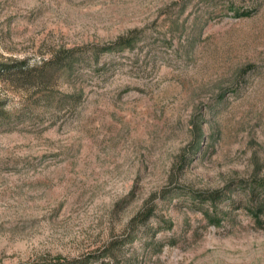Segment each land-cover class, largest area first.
<instances>
[{
    "label": "rangeland",
    "instance_id": "obj_1",
    "mask_svg": "<svg viewBox=\"0 0 264 264\" xmlns=\"http://www.w3.org/2000/svg\"><path fill=\"white\" fill-rule=\"evenodd\" d=\"M60 50L0 76V264H264V0H0V65Z\"/></svg>",
    "mask_w": 264,
    "mask_h": 264
},
{
    "label": "trees",
    "instance_id": "obj_2",
    "mask_svg": "<svg viewBox=\"0 0 264 264\" xmlns=\"http://www.w3.org/2000/svg\"><path fill=\"white\" fill-rule=\"evenodd\" d=\"M132 38L130 37H121L109 47H104L102 49H94L92 56L95 60V56L99 52H105L115 49L122 50L124 48L131 47ZM76 50H60L59 54L55 58L48 59L40 63V65H35L33 67H23L16 65L14 68L7 64L0 65V76L10 74L11 72L19 73L22 77L32 78L33 82L39 86H45L55 76V72L60 70L65 78H68L73 71V66L75 63L79 62L81 58L76 57ZM86 60V58H84ZM83 60V59H82ZM241 195L245 196L248 205H250L249 210L253 214L254 217H258V212H262L264 209V182L253 181L244 189ZM219 195L216 193L211 194L208 197V200L214 204L215 200H218ZM231 196V195H230ZM227 195L224 198H229ZM221 199V198H220ZM240 201V198L238 199ZM231 204H234V201H231ZM213 211H216V208H213ZM207 218L212 222L216 221V212L206 211ZM105 252H102V256ZM90 257H85L83 259H74L72 261H68L66 259H57L52 264H89Z\"/></svg>",
    "mask_w": 264,
    "mask_h": 264
}]
</instances>
